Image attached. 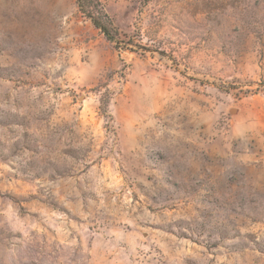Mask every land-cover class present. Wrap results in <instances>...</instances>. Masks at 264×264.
I'll list each match as a JSON object with an SVG mask.
<instances>
[{
	"label": "rangeland",
	"instance_id": "rangeland-1",
	"mask_svg": "<svg viewBox=\"0 0 264 264\" xmlns=\"http://www.w3.org/2000/svg\"><path fill=\"white\" fill-rule=\"evenodd\" d=\"M0 0V264H264V0Z\"/></svg>",
	"mask_w": 264,
	"mask_h": 264
},
{
	"label": "trees",
	"instance_id": "trees-1",
	"mask_svg": "<svg viewBox=\"0 0 264 264\" xmlns=\"http://www.w3.org/2000/svg\"><path fill=\"white\" fill-rule=\"evenodd\" d=\"M77 5L83 16L88 18L108 41L117 42L119 33L109 17L101 11V4L98 0H77Z\"/></svg>",
	"mask_w": 264,
	"mask_h": 264
}]
</instances>
